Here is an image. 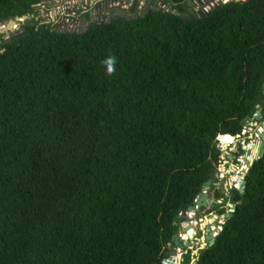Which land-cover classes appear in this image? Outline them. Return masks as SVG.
Masks as SVG:
<instances>
[{
    "label": "trees",
    "instance_id": "1",
    "mask_svg": "<svg viewBox=\"0 0 264 264\" xmlns=\"http://www.w3.org/2000/svg\"><path fill=\"white\" fill-rule=\"evenodd\" d=\"M45 1L0 0V25ZM158 1L78 33L34 17L1 50L0 264H170L183 208L264 118V0L195 20ZM247 182L196 264H264V157Z\"/></svg>",
    "mask_w": 264,
    "mask_h": 264
},
{
    "label": "flooded vegetation",
    "instance_id": "2",
    "mask_svg": "<svg viewBox=\"0 0 264 264\" xmlns=\"http://www.w3.org/2000/svg\"><path fill=\"white\" fill-rule=\"evenodd\" d=\"M55 0H52V2L54 3ZM139 1V0H138ZM152 1V0H151ZM197 1H201V0H190L189 2H187V4L184 6V12L182 13L184 16H191L190 12L191 10H194L196 8V3ZM205 1V0H203ZM159 3L158 4H161L160 1H158ZM109 2H105L104 1H101V0H98L97 2H90V4H88V8L87 7H83V11H79L77 12L76 11V15L78 17H80V24H81V27L79 29L81 30H76V33H78L79 31L80 32H84L86 31L87 29L89 30L90 26L92 25V28L95 27L96 25H98L99 23H102L103 22V16L104 14L108 11L109 12V15H108V20H109V17L112 16L111 14V11L112 10H117L116 8H110V9H107V6ZM49 5V3H47ZM157 4V2L152 5V4H149V6H152V9H159V5ZM54 6H50V8L47 9V16H43L42 19H46V17H50L51 19V22L52 23H59L60 22V19L58 17H53L51 15H49L51 13V11L54 12ZM109 8V7H108ZM133 8V7H132ZM135 10H136V7H135ZM135 12V11H134ZM132 12V9H131V13H134ZM141 14L144 15L145 14V11H143V8L141 9ZM54 15H56V12H54ZM112 18V17H111ZM50 22V21H49ZM49 22H44L45 23H48ZM50 22V23H51ZM26 25L27 24H22L20 29H19V33L18 34H15L11 37L8 38V40H4L5 38V34L4 35H0V49L1 50H5V48L8 46V44L17 39L18 37H21L22 35H24L26 33ZM47 24L43 25V27H45ZM91 28V29H92ZM12 34V33H10ZM250 136V134H249ZM238 152H239V149H238ZM238 152L237 153H233L232 155L229 153V154H225L223 157H222V164L226 163L227 161L230 162V167L228 168V170L226 171L227 173L230 172V175L228 176V179L224 182L220 181V180H214L213 181V186L211 187V197H210V205H209V211H207V217H204L203 219V223L201 225V232L199 234V237H198V245H197V250H192V252H195V251H198L199 254L201 255V252H202V247L204 244L207 243V237H208V230L211 229V230H215L214 229V226H216L217 222L218 221H215V225H213L212 223V218H215V216H218L219 218H221L222 216H228L229 214L232 213V210L233 208L231 206H234L236 208V206L238 205V202L236 201L235 199V196H234V192L235 190V180H233L232 178L235 177V169L236 168V165H240V163L238 162ZM231 157H235L237 158L236 161H232L230 160ZM237 181V180H236ZM216 185V186H214ZM220 196V198H219ZM215 234V232H214ZM206 242V243H205ZM200 255H197L195 254V258H194V261L196 260H199V257Z\"/></svg>",
    "mask_w": 264,
    "mask_h": 264
},
{
    "label": "water",
    "instance_id": "3",
    "mask_svg": "<svg viewBox=\"0 0 264 264\" xmlns=\"http://www.w3.org/2000/svg\"><path fill=\"white\" fill-rule=\"evenodd\" d=\"M116 2L119 0H115ZM230 0H227V2H229ZM214 2V0H211L210 2H208V5H211ZM225 2V3H227ZM138 3V0L135 1L133 8H132V12L135 11V7ZM159 2H157L158 4ZM39 6V5H38ZM215 7V6H214ZM112 14V18L114 19H118V20H128V18H125L122 14V11L120 10H112L111 11ZM192 19H198V18H206L209 16V12H206L204 10H201L198 14L195 13L194 10H191L190 12ZM145 15V14H144ZM144 15H140V16H144ZM177 16H180V14H176ZM139 16V17H140ZM111 17H109V21L111 22ZM136 17V18H139ZM32 17L31 16H23V17H16L14 19H11L10 21H8V23L1 21V25L6 23V26H4L2 29H0V35H4V34H10V33H14L17 29H19L21 27L22 24H25V22L29 21ZM28 24H31V22H28ZM92 25L90 26L89 30L91 31ZM5 52V50H3V53ZM0 53H1V49H0ZM258 108V112L256 114V116L254 118H247L246 119V123H248L250 126H254V128L259 131V128L262 127L264 129V122L262 124L259 123L260 119L262 118V108L260 106H257ZM252 138H254V136H258V134H251ZM236 138H240V136H237ZM259 148H260V152L258 154V156L256 157V159L254 160V162H251L250 167L248 168V170L246 171L244 177H242V179L237 180L238 184L240 183V190H238L243 196L245 195L246 189H247V175L250 172L251 168L255 165V163L259 160H261L264 157V133L261 134V141L259 143ZM249 151L245 153V157H248ZM230 160H232L233 162L237 160V158L235 157H231ZM241 165L242 163L239 162ZM237 169H235L236 171ZM234 171V173H235ZM230 174V172H229ZM214 180H219V173L217 172L213 178V180H210L203 188L202 192L197 196L195 203L192 207H184L181 213V224L186 223L188 220L186 218V214L187 212H193L196 211L197 213V217L198 219H204L205 215H204V210L209 209V205H210V197H211V187L213 186V181ZM216 186V185H214ZM233 208L232 213L229 214L228 216H222L221 218H219L218 216H215V221L217 222V228L219 231H221V228L223 229V226H221L220 224L223 223V225L228 221L231 220L234 213L236 212V208L234 206H231ZM202 225V224H201ZM201 225H199L197 228L193 225H189L188 227H182L180 232L177 233L174 236V243L176 244V246L178 247L177 250H174V252L170 253V259H171V263L170 264H177L176 263V259L178 260L179 254H178V250H182V249H189V250H193L191 245L194 242H197L199 234L201 232ZM208 233V237H207V243L203 245L202 247V251L206 250L209 247H213L216 243L217 237L214 236V232L215 230H211L209 229L207 231ZM181 234H185L188 236V241H183L181 239ZM198 234V237L196 236ZM197 255H200L198 251H196ZM183 257L180 260L179 264H183ZM196 262V260H195Z\"/></svg>",
    "mask_w": 264,
    "mask_h": 264
},
{
    "label": "rangeland",
    "instance_id": "4",
    "mask_svg": "<svg viewBox=\"0 0 264 264\" xmlns=\"http://www.w3.org/2000/svg\"><path fill=\"white\" fill-rule=\"evenodd\" d=\"M97 2L98 0H55L54 3L52 2V0H47L45 2H43L42 4H40L39 6L36 7L35 9V23L38 24L39 26H43L45 24H48V23H45L44 22H51V19L50 17H46V19H42L43 16H47V9L50 8V6H54L53 8L55 9L54 12H56V15H54V12L51 11V13L49 15L53 16L54 18L55 17H58L61 21V24L59 25L60 27H64L65 30H68L69 32H76V30H81L79 29L81 27V24H80V20L77 19V15H76V11L79 12V11H83V7H87L88 4H90V2ZM136 0H119V1H115V0H106L104 1L105 2H109L107 3L108 6H107V9H112V8H116L117 10H120L122 11V14L125 18H133V17H138L141 15V9L143 8V11H146L147 9H152V6H149V4H152V1L151 0H139L138 1V4H139V8L138 10L136 9L134 13H131V9L134 5ZM238 1H247V0H238ZM49 3V5L47 4ZM207 3V2H206ZM221 3H225V0H214L213 4L214 6L216 7L217 5L221 4ZM160 7V9H163L165 11L168 10V8L166 6H164L163 4H158ZM213 6V7H214ZM109 7V8H108ZM88 8V7H87ZM109 15V12L107 11L104 16H103V20H105ZM32 18L25 22V24H28V22H31V24H33V18ZM49 22V23H50ZM8 23V22H6ZM6 23L3 24V25H0V29H2L4 26H6ZM58 24V23H56ZM57 26L56 28L60 29V27ZM20 29V28H19ZM19 29H17L14 33L12 34H5V38L4 40H8L9 37L15 35V34H18L19 33ZM80 32V31H79ZM1 37V36H0ZM264 122V118H263V111H262V118L260 119L259 123L262 124ZM249 125V124H248ZM249 129L247 132H249L250 136L247 134L249 140H247L246 136L241 138L240 141H236L235 140V146L233 145H230L229 148L224 146L226 148V153L225 154H233V153H237L238 152V149L241 148V143L243 144L244 141H247V145L246 146H253L254 144L257 143H260L261 141V136L258 131V129L256 130L254 128V126H250L249 125ZM251 134H258V136H254V138H252ZM246 135V134H245ZM237 144V146H236ZM245 157H242L240 159L239 162L242 163V165H236V168L237 170L235 171V177H233L232 179L233 180H237L236 176H238L240 178V176L242 175L241 173L242 170H243V167L245 165ZM227 163V162H226ZM226 165L223 164V167L222 169H224ZM198 220V219H197ZM196 228H197V225H194ZM214 229H215V226H214ZM188 241V240H187ZM195 249L194 250H197V246L194 247ZM195 254H196V251H195ZM198 261V260H197ZM197 261L193 264H196Z\"/></svg>",
    "mask_w": 264,
    "mask_h": 264
},
{
    "label": "built area",
    "instance_id": "5",
    "mask_svg": "<svg viewBox=\"0 0 264 264\" xmlns=\"http://www.w3.org/2000/svg\"><path fill=\"white\" fill-rule=\"evenodd\" d=\"M101 1H106V0H101ZM213 6H214L213 3H212L211 5H208V4H207L205 1H203V0H201L200 2L197 1V3H196V8L194 9V11H195L196 14H198L201 10H204V11L210 13V11H211V9L213 8ZM249 128H250V127H249V125H248V126L246 127L245 131L243 132V135H244V136H247V134L249 133V132H247ZM245 134H246V135H245ZM232 139H234L233 143L228 144V145H227V144L224 145L222 140H221V142H222V144H223L224 146H226V147L229 148L230 145L235 146V140L238 142V141L241 140V137H240V138H232ZM241 145H242L241 147H242V149L245 151V153L251 150V146H250V145H249V146H246V145H247V141H244L243 144L241 143ZM236 146H237V144H236ZM243 157H245V156H243ZM241 158H242V157H240V158L238 159V162L240 161ZM247 159H248V157H245V160H247ZM245 160H244V161H245ZM224 165H226V166L224 167V169H222L223 164H221V166H220V168H219V180L222 181V182L226 181V180L228 179V176L230 175L229 173L226 172V171L228 170V168L230 167V162L227 161V163H224ZM242 172H243V173H241V174H242L241 176H243L244 173H245V167H243ZM241 176H240V177H241ZM234 183H235V184H234V185H235V189L240 190V185L238 184V182L235 180ZM204 215H205V217H207V211H204ZM186 218H187L188 221H187L186 223H183L182 227H188L189 225H193V226H194V225H197V227H198L199 225H201V224L203 223V219H198L196 211H193V212H187V214H186ZM197 219H198V220H197ZM220 225H221V224H220ZM221 226H223V225H221ZM222 230H223V229L221 228V231H222ZM221 231H219V232H216V231H215L214 236L217 237V236L220 234ZM196 236L198 237V234H197ZM181 239L185 242V241L188 240V236L185 235V234H181ZM197 245H198V242H194V243L191 245L192 249H194V247H196ZM180 251H181V252H180ZM178 254H179V257H178V260L176 259V263H180V260H181L182 257H183L182 250L179 249V250H178Z\"/></svg>",
    "mask_w": 264,
    "mask_h": 264
},
{
    "label": "crops",
    "instance_id": "6",
    "mask_svg": "<svg viewBox=\"0 0 264 264\" xmlns=\"http://www.w3.org/2000/svg\"><path fill=\"white\" fill-rule=\"evenodd\" d=\"M177 249H178V247L176 246L175 243H173L170 246V253L174 252V250H177ZM182 254H183V259H184V256L190 255L192 264L194 263L195 252H192V250H189V249H182ZM183 263H184V260H183ZM177 264H179V263H177Z\"/></svg>",
    "mask_w": 264,
    "mask_h": 264
},
{
    "label": "bare ground",
    "instance_id": "7",
    "mask_svg": "<svg viewBox=\"0 0 264 264\" xmlns=\"http://www.w3.org/2000/svg\"><path fill=\"white\" fill-rule=\"evenodd\" d=\"M264 133V129L262 128V127H260L259 128V133L258 134H260V136H261V134H263ZM234 141V139L232 140V142ZM231 144V143H230ZM250 166H248V167H245V173H246V171L248 170V168H249ZM245 173H244V175H245ZM212 223H213V221H212Z\"/></svg>",
    "mask_w": 264,
    "mask_h": 264
},
{
    "label": "snow or ice",
    "instance_id": "8",
    "mask_svg": "<svg viewBox=\"0 0 264 264\" xmlns=\"http://www.w3.org/2000/svg\"><path fill=\"white\" fill-rule=\"evenodd\" d=\"M225 2H227V0H225Z\"/></svg>",
    "mask_w": 264,
    "mask_h": 264
}]
</instances>
